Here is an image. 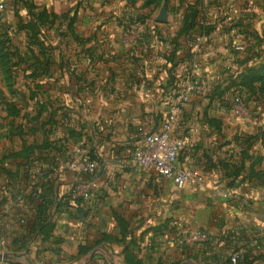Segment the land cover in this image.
Here are the masks:
<instances>
[{"label": "crops", "instance_id": "crops-1", "mask_svg": "<svg viewBox=\"0 0 264 264\" xmlns=\"http://www.w3.org/2000/svg\"><path fill=\"white\" fill-rule=\"evenodd\" d=\"M141 8L151 17L129 22L141 36L132 47L120 45L126 23L121 17L94 20L77 10L70 35L59 36L54 45L45 37L38 64L12 68L26 74L21 83L27 90L15 96L3 91L6 103L21 104L22 112L10 113L0 104V264H88L92 259V264H126V247L141 264H235L233 250L261 249L264 95L250 97L252 111L245 121H231L230 148L239 173L232 177L228 200L212 196L214 180L224 177L218 166L206 174L204 188L176 190L132 161L131 146L139 136L156 132L165 120L197 47L178 34L180 26L171 24L165 5ZM162 16L165 22H158ZM64 38L70 48L60 46ZM202 50L204 58L216 62L217 53ZM202 72L212 79L216 69L212 64ZM3 84L0 74V88ZM17 84L14 75V90ZM33 84L37 90L30 89ZM203 95L192 97L173 133L183 141L180 167H206L208 150L217 144L218 136L205 122L206 116L217 117L206 112L210 99ZM79 144L93 150L98 169L92 198L75 212L57 205L74 180L67 162ZM24 149L31 151L25 155ZM43 199L52 201L47 238L32 230ZM119 219L130 232L125 238ZM187 225L206 230L209 241L187 247ZM80 247L88 249L86 254H79Z\"/></svg>", "mask_w": 264, "mask_h": 264}, {"label": "rangeland", "instance_id": "rangeland-1", "mask_svg": "<svg viewBox=\"0 0 264 264\" xmlns=\"http://www.w3.org/2000/svg\"><path fill=\"white\" fill-rule=\"evenodd\" d=\"M0 1L5 4V11L0 17V32L5 33L7 38L10 39L9 47L14 52V56H11V61L13 60L12 63H17L16 66L35 63V57L33 56L38 57L42 53V51H39L40 48L37 44H32L31 42L32 39L29 35L32 30L26 28L28 23H35L36 32L41 33L39 40L43 41L42 45L48 40L51 41V45H54L60 33H65V36L70 35L68 27L66 28L67 19H62L61 16L70 17L77 10L80 16L93 17L94 20L108 17V15H117L126 22L119 35V38H122L123 34L126 33V29H128V25H131L129 22L139 24L150 16L147 10L141 8L143 5L153 2L156 5H165L171 16V24L180 26V30L184 23L186 33L183 35L189 37V43L193 47L197 46L196 51H193L190 55V60L194 61L196 59L197 74L207 82L203 97L210 99V102L207 105L206 112L213 113L217 117L208 118L206 116L205 119L209 128H212V132L218 136L215 138L217 144L208 150L210 155L207 156L206 167L195 165L194 168L197 166L206 175L208 172L213 171L215 166H218L220 168L219 171H223L222 175L224 177H220L219 180L216 178L213 186L222 189L227 186L230 196L231 189L228 186L229 177L227 173L230 172L231 167H237L239 163H236L237 160L234 158L233 152L231 153V124L235 120L245 121L252 111L249 100H244L247 99L244 91L236 89L232 83L237 73L243 71L247 64H253L252 62H256V60L260 61V57L264 54V0H31V5L25 0H19L20 2L17 4L10 3V0ZM109 4L112 5L110 11L107 9ZM43 8L49 13L59 16L60 19H55L52 23L46 22L42 27H39V24H37L38 16L36 15ZM30 12L35 14L34 17L31 16ZM106 30L101 33L102 40L106 37ZM45 37H47V41ZM197 37L201 39V42L196 41ZM69 42V40L64 38L63 45L60 46L65 49L70 48ZM51 45H47V47L51 50L56 48ZM202 47L209 52L217 53L216 62H213L214 57L212 58L213 60H209L208 57L204 58ZM42 48L44 49L43 46ZM57 48L59 49V46ZM32 53H36V55ZM47 62L51 63L48 59ZM212 64L216 69V72L213 73V78H203L202 69L208 68ZM14 75L18 81L15 91L17 93L18 91H26L25 81L21 83L23 81L22 76L26 74L16 71ZM0 89L5 91L4 87ZM30 89L37 90L34 84L30 86ZM235 95H242V99L244 98L243 103L246 108V115H243V117L234 118L230 113L231 102ZM213 102L215 103L213 104ZM14 109H18L21 112L23 110L21 104H16ZM30 109V112H34L36 106L32 103ZM25 110L27 109L25 108ZM142 135L131 146L132 150L137 149L141 145ZM79 145H81L80 147L84 146L82 144ZM98 145L97 147L99 148L100 145ZM94 161L97 162V160ZM210 162L211 164L209 165ZM231 162L234 164L232 165ZM211 183L213 184V182ZM195 228L188 226L184 232V243L188 245H186L187 247L195 246L187 242V231ZM200 244L202 243H198L196 246Z\"/></svg>", "mask_w": 264, "mask_h": 264}, {"label": "built area", "instance_id": "built-area-1", "mask_svg": "<svg viewBox=\"0 0 264 264\" xmlns=\"http://www.w3.org/2000/svg\"><path fill=\"white\" fill-rule=\"evenodd\" d=\"M5 11V4L0 1V17ZM125 36V37H124ZM121 43L125 47H132L141 41L140 30L133 25H128L126 33L121 38ZM197 42H201L199 37ZM193 61L192 70L185 78L179 88L175 101L169 106L168 113L160 128L156 132L144 133L141 145L134 150L132 161L134 165L143 171L151 172L155 176L165 179L173 185L176 190H182L188 185H193L197 189H202L206 185V175L197 168L180 167L178 158L183 149V141L173 136L174 130L179 124L180 116L184 109L191 102L192 97L205 93L207 82L197 74V64ZM246 112L243 99L235 95L231 102L230 113L234 118L243 117ZM87 149L78 147L68 155L67 170L73 175L74 180L67 189L68 200L75 205L89 201L95 189V176L98 164L86 156ZM212 196L221 200L230 198L227 190L214 188ZM188 243L196 245L209 240L206 230L195 228L187 231ZM234 261L238 259L237 254H233Z\"/></svg>", "mask_w": 264, "mask_h": 264}, {"label": "trees", "instance_id": "trees-1", "mask_svg": "<svg viewBox=\"0 0 264 264\" xmlns=\"http://www.w3.org/2000/svg\"><path fill=\"white\" fill-rule=\"evenodd\" d=\"M25 1L28 2L30 5L32 4L31 0H25ZM18 2L20 1L10 0V3L12 4H17ZM153 3L145 4L142 7H148ZM30 13H31V16L34 17L35 14L32 12ZM36 16H38L37 19L39 23L37 21V24H39V27L40 26L42 27L46 22L52 23L53 20L60 19L59 16L53 13H49L45 8H43L41 12L37 14ZM61 17L62 19L63 18L67 19L66 28L68 27V30L71 34L75 14H73L70 17H67V16H61ZM184 27L185 26L183 23L182 29L178 31L179 35H183L184 33H186V30L184 29ZM26 28H28L29 30H32L31 31L32 33L29 35V37L32 39L31 40L32 44H37V46L40 48L39 51L40 52L42 51L43 53L44 51L42 48L43 41L41 42L39 40V38L41 37V33L36 32L37 27L35 26V23L33 22L28 23ZM59 36H65V33H60ZM9 41L10 39L7 38V35L5 33L0 32V74L3 79V83H4L3 86L5 90L7 91V93L10 96H15V90L12 88V81L14 79V71L12 70V68L15 67L17 63H12L13 60L11 61V56H14V52L11 51L9 47ZM33 57H35L34 59L35 63H32V64H36L37 62L39 63V59H37L38 57L36 56H33ZM252 63L253 64L251 63L247 64V66L244 67L243 71L237 73L232 83V85L236 89L240 91H244L247 99H244V98L243 99L246 101L249 100L250 97L252 96L264 95V54L263 56L260 57V61L256 60V62L253 61ZM30 74H31L30 76L32 77L36 75L35 73H30ZM240 97L242 98V95H240ZM0 104L5 105L7 111H9L10 113H14V114L19 113L18 109L17 110L14 109L16 105L15 103H6L5 95L1 89H0ZM23 151H24V154L27 155L28 151H31V149L29 150L24 149ZM86 156L90 160H96V156L94 155L92 149L87 150ZM238 171H239L238 168L235 167L234 170L231 169L230 172L227 173L228 174L227 176L230 179L228 182V186H233L235 179H232V177H236L239 173ZM41 197L44 198L43 195ZM51 204H52L51 200L43 199L40 203H38V206L36 207L35 221H34L32 230L33 232H38L40 235H43L44 238H47L49 236L53 228V226L48 222V216L46 213L47 209L49 208ZM81 205H82L81 202H77L75 205H72V203L68 200L67 196L65 195L64 198L59 200L57 207L58 208L64 207L67 210L73 209L75 212H79L78 210H80ZM118 226H119L120 235L122 238H125L126 236L130 235L129 230L127 229V225L124 223L123 220L121 219L118 220ZM130 242H132V240ZM261 242H262L261 244L262 247L260 250H257V251H253L252 249H244L241 251L239 248L233 250L232 255L233 254L238 255V259L235 261V264H258V263L264 264V239H261ZM204 244H206V242L200 245H204ZM87 251L88 249L86 248H82V247L79 248V254H86ZM124 255H125L126 264H141L140 261L136 258V256L128 249V247L124 249ZM93 260L94 259L88 262V264H92ZM7 264H19V263L8 262Z\"/></svg>", "mask_w": 264, "mask_h": 264}, {"label": "water", "instance_id": "water-1", "mask_svg": "<svg viewBox=\"0 0 264 264\" xmlns=\"http://www.w3.org/2000/svg\"><path fill=\"white\" fill-rule=\"evenodd\" d=\"M158 22H165L164 21V16H162L160 19L157 20ZM92 256V255H91Z\"/></svg>", "mask_w": 264, "mask_h": 264}]
</instances>
